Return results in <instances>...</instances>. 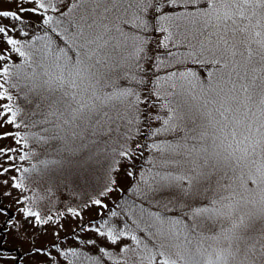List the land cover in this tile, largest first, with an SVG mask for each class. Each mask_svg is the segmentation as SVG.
I'll return each mask as SVG.
<instances>
[{
    "label": "snow or ice",
    "instance_id": "obj_1",
    "mask_svg": "<svg viewBox=\"0 0 264 264\" xmlns=\"http://www.w3.org/2000/svg\"><path fill=\"white\" fill-rule=\"evenodd\" d=\"M0 264H264V0H0Z\"/></svg>",
    "mask_w": 264,
    "mask_h": 264
},
{
    "label": "rangeland",
    "instance_id": "obj_2",
    "mask_svg": "<svg viewBox=\"0 0 264 264\" xmlns=\"http://www.w3.org/2000/svg\"><path fill=\"white\" fill-rule=\"evenodd\" d=\"M91 215H94V213H91V212H90V213H87V214H86V218H87V216H91ZM14 243H15V242H14V241H11V239L9 240V246H10V247L13 246Z\"/></svg>",
    "mask_w": 264,
    "mask_h": 264
}]
</instances>
